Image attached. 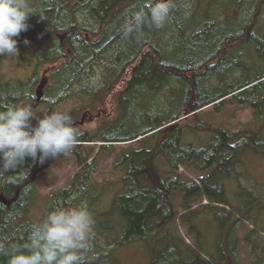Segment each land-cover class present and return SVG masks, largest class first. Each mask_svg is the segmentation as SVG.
<instances>
[{
  "label": "trees",
  "instance_id": "trees-1",
  "mask_svg": "<svg viewBox=\"0 0 264 264\" xmlns=\"http://www.w3.org/2000/svg\"><path fill=\"white\" fill-rule=\"evenodd\" d=\"M28 2L35 13L29 16L28 30L16 37L18 45L24 38L36 35L38 29L48 42L33 50L31 71L24 81H0V96L28 91L34 113L43 108L42 114L53 111L75 94L88 95L93 105L112 81L128 71L126 91L135 86L128 103L129 112L136 113L148 125L135 127L134 122L128 128L127 124L135 120L129 117L131 122L119 123L114 129L118 132L123 124L129 131L134 128L123 136L105 133L102 128L98 133L84 131L70 155L48 159L43 164L26 160L27 179L10 182V177L18 176L11 171L0 176V195L6 201L11 200L7 205L0 202V241L4 242L5 251L10 244L26 242L31 225L37 223L31 219L35 205L34 179L49 162L72 156L77 170L68 188L50 190L43 203L41 220L56 207L75 206L81 201L89 206L96 200L97 194L91 188L96 157L84 146L94 141L100 143L99 150L132 141L139 142V147L123 151L114 162V167L121 171V188L108 210L93 213L95 237L89 256L95 259L90 264H115L110 259L112 249L162 230L174 216V191L180 193L183 209L191 208L201 196L207 197L206 205L211 208L223 209L216 206L222 204L221 198H210L212 188L219 196L223 195L221 184L206 186L210 169L222 163L237 168L240 155L247 149L264 154V25L257 24L264 0H224L223 3L172 0L174 7L164 26L145 24L142 34L128 37L122 31L125 21L142 8L147 11L145 4L150 0ZM184 3L190 4L189 7H183ZM202 3L205 7L201 11ZM232 52L235 56L231 64H217L219 56L229 57ZM237 71L242 75L235 78ZM97 72L102 75L103 86L93 93L85 83ZM250 72L252 78L244 79ZM176 84L186 85L184 98L172 93ZM164 96L167 99L161 102L159 98ZM8 100L23 101L24 97L8 96ZM227 102L245 105L254 113L255 129L237 133L238 140L222 127L192 119L201 109L212 106L218 111ZM185 118H190L191 123ZM185 127L211 132L214 136L201 147L191 143L181 145ZM158 160L163 167L157 165ZM180 167L198 174L207 170L208 173L198 176L197 182L185 180L178 174ZM156 218L160 219L158 224L153 223ZM251 247L253 255L249 264H264V246L254 242ZM230 255L225 264H245L235 249L230 250ZM158 256L151 264H173L162 254ZM7 259V254L0 252V264H7Z\"/></svg>",
  "mask_w": 264,
  "mask_h": 264
},
{
  "label": "rangeland",
  "instance_id": "rangeland-1",
  "mask_svg": "<svg viewBox=\"0 0 264 264\" xmlns=\"http://www.w3.org/2000/svg\"><path fill=\"white\" fill-rule=\"evenodd\" d=\"M223 1L219 0L220 3ZM204 3L201 4V11L205 7ZM189 5L184 3L183 7L188 8ZM257 24L264 25V8L260 11ZM35 33L36 35L26 38L29 41L28 44L20 41L22 43L18 45L19 55L17 57L0 56V81H24L27 78L31 71L33 50L40 44L48 42L44 39L45 37L43 38L44 35L42 36L43 33L39 29L35 30ZM248 41L250 43V39ZM246 45L249 46L248 42ZM234 56L233 52L229 57L220 59L221 56H219L217 64L221 66L231 64ZM243 62L246 64L245 58ZM240 75L242 72L237 71L233 77ZM128 76V71L126 73L123 71L117 80L112 81L108 88L100 93L93 105H90L88 95L75 94L57 105L53 111H64L69 114L75 127L81 132L98 133V130L102 128L105 133H116L123 136L131 133L134 128L129 131L124 127L126 124H123L118 132L114 129L120 125L119 123L131 122L129 117L135 120L127 124L128 128L134 122L135 127H145L148 125L146 121H140L136 113L132 115L129 112L128 103L131 102L130 96L135 86L126 91L125 83ZM243 78L251 79L252 73L245 74ZM101 80L102 75L97 72L95 77L85 84L95 93L101 88ZM43 81L42 77L41 83ZM172 88V93L184 98L186 85L176 84ZM39 91L40 87L36 89V94ZM167 95L173 98L172 95ZM167 97L159 99L164 102ZM37 112L32 123L42 114L43 108ZM192 119L195 122H207L213 127H222L230 135H234L235 139L239 136L237 133L246 129H255L252 109L230 102L218 111L212 109V106L201 109ZM187 122L191 123L190 118ZM213 136L211 132H200L185 127L181 145L191 143L194 147H201ZM235 139L233 142L238 140ZM99 145L98 141L84 143V146L91 152V156L96 157V168L91 174V188L93 193L97 194V198L89 205L92 214L106 211L111 207L115 195L121 188V171L114 167V162L123 151L138 148L139 142L114 143L110 150H99ZM157 163L163 167L162 161L158 160ZM236 167L229 163L215 164L209 172L210 177L206 186L212 188L215 183H220L223 190L222 196H219L213 188L211 191L208 190L210 198H218V200L221 198L222 204H216V206L223 209L206 205L207 197L204 196H201L191 208L183 209V202L178 198L180 193L174 191L172 194L173 219L152 236L148 235L145 239L112 249L110 253L112 262L115 264H151L155 257L159 259L158 255L162 254L173 264H225L231 258L230 250L235 249L237 257L245 264H249L253 255L252 243L257 242L259 246H264V154L247 149L240 155V163ZM76 170L75 158L69 156L49 162L45 169L35 174V205L32 210V220L37 223L41 221L43 203L50 190L68 188ZM207 173L208 170L198 174L192 169L182 167L178 169V174L182 179L196 182L198 176H206ZM159 222L160 219L156 218L153 223L158 224Z\"/></svg>",
  "mask_w": 264,
  "mask_h": 264
},
{
  "label": "clouds",
  "instance_id": "clouds-1",
  "mask_svg": "<svg viewBox=\"0 0 264 264\" xmlns=\"http://www.w3.org/2000/svg\"><path fill=\"white\" fill-rule=\"evenodd\" d=\"M174 7L172 0H150L136 11L123 25L125 37L142 34L145 24L156 28L164 26ZM35 12L28 0H0V56L15 58L19 55L18 40L21 32L29 28L28 19ZM28 44L27 39L24 40ZM23 95V101L11 102ZM30 93L12 91L0 96V176L13 172L27 179L26 160L32 164L48 159L68 156L78 145L83 133L74 125L72 117L64 111L44 112L36 118ZM95 219L86 201L75 206L56 207L40 222L31 225L23 244H10L5 251L0 241V252L8 256L7 264H90L94 256L92 240L95 237Z\"/></svg>",
  "mask_w": 264,
  "mask_h": 264
},
{
  "label": "water",
  "instance_id": "water-1",
  "mask_svg": "<svg viewBox=\"0 0 264 264\" xmlns=\"http://www.w3.org/2000/svg\"><path fill=\"white\" fill-rule=\"evenodd\" d=\"M0 202L3 203V204H5V205H7V204H9V202H11V200L6 201V200L4 199V197H3L2 195H0Z\"/></svg>",
  "mask_w": 264,
  "mask_h": 264
}]
</instances>
